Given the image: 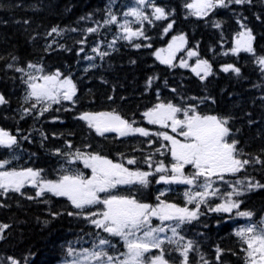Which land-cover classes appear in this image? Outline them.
<instances>
[{
	"label": "trees",
	"instance_id": "1",
	"mask_svg": "<svg viewBox=\"0 0 264 264\" xmlns=\"http://www.w3.org/2000/svg\"><path fill=\"white\" fill-rule=\"evenodd\" d=\"M132 1L115 0L112 11L118 19ZM188 2L191 0H152V4L172 14L165 20L156 21L151 18L153 8L145 7L144 14L150 20L140 24L131 22L130 27L133 30L142 28L148 39L134 37L129 42L123 38L116 39L123 35V30L116 25L99 27L98 32L92 34L71 31L73 28L98 27L95 21L102 24L109 0H0V95L7 101L0 105V128L16 135L19 141L15 150L19 158L13 160L8 168L43 169L42 176L56 179L63 159L53 153L56 149L68 152L66 141L82 150L84 145L91 143L92 148L87 151L100 150L113 161L122 159L120 153L128 158L143 157L166 142L155 136L116 138L114 133L101 138L75 117L83 112L115 109L125 118L136 120L134 126L145 127L152 132L167 131L147 124L141 114L159 101L180 104L182 100L188 105H198V111L204 114L232 116L230 127L239 141L237 147L251 154L242 158L255 156L264 159V99H261L264 97V72L260 71L252 54L231 53L234 38L245 29L237 23L240 20L252 32L256 55L264 56V0H253L251 5L231 4L228 8H218L203 19L188 14L184 7ZM173 21V27L165 34L164 28ZM214 23L220 27H215ZM53 28H58L61 34L49 35ZM181 34L187 43L173 60L175 67L161 64L154 53L168 44L173 36ZM114 39L116 43L112 44ZM79 40L85 42L81 44ZM136 44L142 46L136 48ZM149 44L151 47L143 46ZM97 46L109 55L101 58L92 51ZM189 50H195L197 58L210 63L212 75L201 80L190 67L179 66ZM225 52L228 54L225 55ZM86 56L94 59L87 60ZM28 63L42 66L45 74L59 70L63 76H70L77 86L76 104L73 106L68 101L52 104L51 110L39 118L36 117L37 109H32V114L21 119L23 110L31 107V101L24 102L26 85L21 82V73L9 69L7 65L26 68ZM228 64L240 69L239 77L231 71L225 73L221 70ZM149 78H152L150 87ZM190 97L197 99H188ZM64 108H71V111H64ZM147 140L154 141L151 148L146 142L138 143ZM137 148L142 151H137ZM8 156V150H0V159ZM156 159L165 160V156L156 154ZM167 159L170 160V156ZM75 165L84 168L79 162ZM128 167L148 170L143 162ZM84 170L90 174L89 169ZM186 171L192 169L188 167ZM155 178H151V187L144 190V202L156 203L158 190L166 186L156 184ZM236 178H254L264 184V165L246 166L245 171L235 177H226L229 180ZM167 187L173 190L162 199L185 206L183 192L189 186ZM213 187H218L222 193L231 191L228 185L219 181ZM35 191L28 186L22 189L23 193L32 196ZM127 191L121 186L118 194H127ZM44 198L51 202L44 203ZM44 198L28 200L12 192L0 196V204L5 205L0 207V224L10 225L4 232L5 238L0 240V256H13L20 264H58L66 257L69 242L83 237L88 243L82 246L90 247L91 237L86 234L94 231L92 226L82 218L67 215L68 211L75 210L64 198L47 193ZM236 199L243 201L240 211L251 210L255 214L253 220L264 214V188L247 192ZM220 202L215 197L211 200L212 204ZM201 210L206 215L186 225L183 235L198 242L200 254L210 264H216V247L225 249L220 257L223 264H244L245 254L240 250L242 245L233 234L244 219L234 216L236 210L233 218H229V214L209 212L203 206ZM53 213L60 215L53 218ZM109 239L123 250L119 238ZM75 247L79 249L81 244ZM189 256L190 264H197L198 261L203 264L199 254L192 252ZM176 258L179 259L178 255Z\"/></svg>",
	"mask_w": 264,
	"mask_h": 264
},
{
	"label": "snow or ice",
	"instance_id": "2",
	"mask_svg": "<svg viewBox=\"0 0 264 264\" xmlns=\"http://www.w3.org/2000/svg\"><path fill=\"white\" fill-rule=\"evenodd\" d=\"M114 2L115 0H109L102 24L100 21H95L98 27H88L83 30L73 28L71 31L92 34L98 32L99 27L116 25L123 30L122 37L116 39L123 38L131 42L134 37L148 39L142 28L133 30L130 27L131 22L140 24L150 20V17L144 14L145 7L153 8L151 18L156 21L165 20L172 14L166 12L165 8L152 4V0H134L136 6H130L123 12L124 17H132L133 21L125 19L123 23H118L117 14L112 11ZM252 3L253 0H191L185 3L184 7L189 15L203 19L218 8H228L231 4L251 5ZM81 19H90V17ZM173 23L174 21L168 23L164 28L165 34L173 27ZM237 23L246 29L240 20H237ZM214 26L220 27L218 23H214ZM52 33L61 34L58 28H53L49 35ZM116 39L112 41V44L116 43ZM253 39L251 30L240 31L234 40L231 53L233 55L241 52L252 54L260 71L264 72V56L256 55ZM84 42V40L78 41L81 44ZM186 43L184 35L173 36L167 48L157 50L154 55L161 64L175 67L172 63L175 54L182 50ZM134 46L140 48L142 45ZM143 46L151 47L150 44ZM92 51L101 58L109 55L108 52L100 50L99 46L93 47ZM187 55L191 58L198 56V53L195 50H189ZM12 59L16 60V57ZM85 59L91 61L94 58L86 56ZM179 66L191 67V71L201 80L213 74L212 66L204 59H197L195 66H190L187 61L182 60ZM7 67L21 73V82L26 85L24 102L31 101V107L23 110L21 119L24 115L32 114V109H37L36 117L39 118L51 110L52 104H61L62 101H68L73 106L76 104L74 97L77 95V86L70 76H63L59 70L52 74H45L42 66L32 63H28L26 68L13 64H8ZM221 70L225 73L231 71L240 76V69L232 64L224 66ZM34 73H40V75ZM151 80L152 78H149V87ZM109 99L111 100L112 97L110 96ZM5 103H7L5 97L0 95V105ZM38 105H40L39 108H37ZM63 110L71 111V108ZM141 115L147 124L156 125L161 129H170L175 136L167 131L152 132L145 127L134 126L137 124L136 120L125 118L115 109L83 112L75 118L84 122L87 128L98 137L107 138L106 134L109 133H114L116 138L155 136L166 143H161L159 147L143 157L128 158L120 153L122 159L113 161L103 155L100 150L87 151L92 148L91 143L84 145L82 150L74 148L70 142L66 141L68 152L56 149L53 153L63 159L56 179L42 176L43 169L8 168L13 160L19 158L15 151L19 147V141L16 135L0 128V150H8L9 153L8 158L0 159V196H7L12 192L19 193L28 200H34L44 198L47 193L53 197L64 198L75 210L68 211L67 215L82 218L92 226L94 231L86 234L91 237L90 247L82 246L83 243H88L83 237L69 242L62 264H190L189 254L192 252L200 255V261L203 264H210L200 254L198 242L187 239L183 235L186 225L206 215L201 210L202 206L209 212L229 214V218H233L234 210H236L235 217L246 219L247 225L238 227L233 233L242 245L240 250L245 254L244 264H264V216H261L258 221L253 220L255 214L251 210L240 211L243 201L236 199L247 192L264 188V184L254 178L226 179L227 176L235 177L236 174L245 171L246 166L264 165V159L255 156L251 159L242 158L251 154H246L243 149L237 147L239 141L230 127L233 117L201 113L198 111V105H188L183 100L180 104L159 101L143 111ZM236 131L238 132L239 129ZM41 135L43 136V133ZM23 139L27 140L28 137ZM145 142L149 148L154 143L152 140L138 143ZM136 150L142 151L140 148ZM156 154L165 156V160L156 159ZM262 155H264V149H262ZM168 156L170 160L167 159ZM77 162L82 163L85 169H89L90 175H85L78 167H68ZM141 162L147 165L148 170L128 167ZM188 167L192 171H186ZM152 177H156V184L189 186L183 192L185 206L162 199L173 190L170 187L158 190L155 196L156 203L144 202L142 199L144 190L151 187ZM218 181L228 185L231 191L222 193L218 187L214 188L213 185ZM26 186L36 190L34 196L22 192ZM121 186L128 189L127 194H118ZM214 197L221 202L212 204L211 200ZM43 202L51 201L44 198ZM187 205L194 207L189 208ZM0 207L5 205L0 204ZM52 215L55 218L60 213ZM9 227L10 225L0 224V240L5 238L4 232ZM169 232L171 236L167 235ZM109 237L119 238L123 250L118 248ZM76 244H81V247L77 249ZM215 252L216 264H223L220 257L225 249L216 247ZM232 254L235 255V253ZM177 255L179 259L176 258ZM0 264H20V262L13 256H0Z\"/></svg>",
	"mask_w": 264,
	"mask_h": 264
},
{
	"label": "rangeland",
	"instance_id": "3",
	"mask_svg": "<svg viewBox=\"0 0 264 264\" xmlns=\"http://www.w3.org/2000/svg\"><path fill=\"white\" fill-rule=\"evenodd\" d=\"M130 6H136L135 4H134V2L130 5ZM129 6V7H130ZM128 10V8L125 10V11H127ZM125 19H127L128 21H131V20H133V18L132 17H124L123 15H122V17L120 18V23H123L124 21H125ZM171 40H172V38L170 39V41L168 42V44L171 42ZM168 44H166L163 48H161V49H166L167 48V46H168ZM160 50V49H159ZM181 51V50H180ZM179 52V51H178ZM178 52H176V54L178 53ZM176 54H175V56H176ZM191 59H193V60H191ZM196 60H197V57H191V58H189L188 57V55H186L185 56V59L183 60V61H187V63L190 65V66H195V62H196ZM30 71H33V70H30ZM34 74H36V75H38V73H34ZM170 135H173V136H175V134L174 133H169ZM182 139V138H181ZM68 167H78V168H80L79 166H76V165H69ZM84 173H85V175H90V174H88V171H87V173H86V171H84V168H80ZM193 190H195V189H193ZM264 216V215H263ZM247 223H248V221L246 220V221H244L243 223H242V225H240L239 227H241V226H246L247 225ZM238 228V227H237ZM236 228V229H237ZM235 229V230H236ZM167 235H169V236H171V233H167ZM58 264H62V261H60Z\"/></svg>",
	"mask_w": 264,
	"mask_h": 264
}]
</instances>
